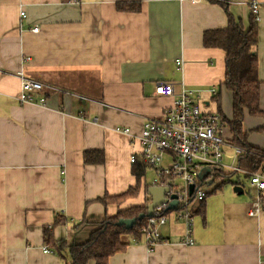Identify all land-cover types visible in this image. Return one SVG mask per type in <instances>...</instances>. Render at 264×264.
<instances>
[{
	"label": "crops",
	"instance_id": "crops-1",
	"mask_svg": "<svg viewBox=\"0 0 264 264\" xmlns=\"http://www.w3.org/2000/svg\"><path fill=\"white\" fill-rule=\"evenodd\" d=\"M227 1L0 0V264H65L43 242V227L56 217L65 224L53 229V242L80 244L104 217L146 208L149 168L136 197L118 206L100 200L136 186L132 171L143 164L130 163L140 151L135 136L144 119L161 118L172 104V98L150 96L157 84H171L175 95L199 90L209 112L218 113L219 94L221 115L231 118L232 94L221 85L225 53L202 45L205 31L226 27L223 5L247 29L249 0ZM255 1L264 112V0ZM122 3L138 4V11H118ZM23 78L44 85L34 93L43 104L17 100ZM263 122L244 116L252 147L264 146V132L255 131ZM222 135L231 139L225 126ZM84 152H101L102 164H84ZM244 190L240 180L193 206V245L181 243L182 223L168 214L157 228L160 243L151 250L133 243L108 264H264V191L261 213L249 217L256 196L251 189L248 199L241 197ZM200 206L201 223L195 221ZM62 255L68 261L66 248Z\"/></svg>",
	"mask_w": 264,
	"mask_h": 264
},
{
	"label": "built area",
	"instance_id": "built-area-1",
	"mask_svg": "<svg viewBox=\"0 0 264 264\" xmlns=\"http://www.w3.org/2000/svg\"><path fill=\"white\" fill-rule=\"evenodd\" d=\"M70 4H78L80 0H66ZM200 1V0H176ZM221 2L228 3L227 0ZM248 7L257 15L259 5L255 0L247 2ZM20 17L25 18L24 12ZM37 32V28H32ZM176 64L181 62L176 61ZM44 85L29 78L21 79L20 94L17 100L22 103H44V98H36L34 93L41 91ZM211 94L216 92L211 90ZM151 97L172 98V104L159 119L146 118L142 122L140 133L135 136L139 144L138 155L130 158V163L141 162L150 168L155 178L151 180L152 187H167L164 193L166 203L154 209V215L148 218V226L153 228L152 236L158 238L157 226L162 225L168 215L169 204L175 196L177 205L169 210V215L182 223V240L184 246L194 244L192 238L194 213L193 206L201 204L207 196L203 188L204 180L215 177L218 170L235 172L246 179L255 193V199L250 203L247 216L256 217L261 213L260 195L264 191V164L258 171H249L236 164L237 157L242 154L238 147L231 146L223 137L224 128L222 116L209 112L204 105L199 90L181 89L175 95L174 88L169 83L157 84ZM116 132L130 135L127 128H115ZM231 150V158L226 160V150ZM238 178L235 182H239ZM198 183H201L199 186ZM193 186L192 193L189 187ZM149 234V233H148ZM147 235L148 249L155 245ZM47 253V250H43Z\"/></svg>",
	"mask_w": 264,
	"mask_h": 264
},
{
	"label": "trees",
	"instance_id": "trees-1",
	"mask_svg": "<svg viewBox=\"0 0 264 264\" xmlns=\"http://www.w3.org/2000/svg\"><path fill=\"white\" fill-rule=\"evenodd\" d=\"M226 16V27L217 30L205 31L202 34V45L204 48L220 49L225 53V75L221 85L232 94V114L230 119L221 115L219 107V94L215 97L218 102V113L222 116L225 127L229 129L231 139L228 143L233 147L242 150V154L237 157L236 164L249 171H258L264 164V146L262 148L252 147L247 142L248 133L242 128V121L245 114L251 117L262 118L264 121V112L259 107V88L258 79V60L256 56V46L258 42V21L257 15L250 10L248 27L244 29L240 21L235 20L228 12L227 6L223 5ZM117 10L121 12H136L138 4L122 3L117 5ZM256 132H264L263 126L255 129ZM103 154L101 152H84L83 163L102 164ZM148 167L141 165L132 173L136 177V186L127 192L115 196H105L101 203L120 205L129 198L136 197L139 193V180L141 175L145 174ZM150 169V168H149ZM233 173L227 170H218L215 177L212 178L213 188L207 192V196L220 190L227 184H235L231 180ZM239 184V183H238ZM200 186L201 183H198ZM148 186L145 188V194ZM147 195V194H146ZM206 196V197H207ZM204 205L203 203L201 204ZM202 207L196 211V215L201 214ZM169 210L164 214L168 215ZM140 214H146L145 207H132L123 211H118L112 218L104 217L97 223L95 230L92 231L88 239L80 244L73 242L54 243L52 240V231L59 225H64L65 221L61 217H56L51 226L43 227V242L48 245L54 254L58 255L65 264H108L110 257L116 254H122L133 243L144 242L147 244L146 237L151 242L157 244L162 240L160 237L152 236L153 228L148 226V218L136 220L135 225L126 229L124 226H118L120 219H136ZM149 233V234H148ZM68 250V261L64 260L62 250Z\"/></svg>",
	"mask_w": 264,
	"mask_h": 264
},
{
	"label": "water",
	"instance_id": "water-1",
	"mask_svg": "<svg viewBox=\"0 0 264 264\" xmlns=\"http://www.w3.org/2000/svg\"><path fill=\"white\" fill-rule=\"evenodd\" d=\"M168 191L167 187H152L149 186L147 189V197H148V204L146 205V214H140L136 219H120L117 222L118 226H124L126 229L132 228L136 220H142L144 216L147 218H150L154 215V209L164 203H166V199L164 196V193ZM193 186L191 185L189 187V193H192ZM233 191L237 194H242V190L240 187H234ZM173 201L169 204L168 210H172L176 207L177 201L175 199V196H172Z\"/></svg>",
	"mask_w": 264,
	"mask_h": 264
},
{
	"label": "rangeland",
	"instance_id": "rangeland-1",
	"mask_svg": "<svg viewBox=\"0 0 264 264\" xmlns=\"http://www.w3.org/2000/svg\"><path fill=\"white\" fill-rule=\"evenodd\" d=\"M154 174V173H153ZM153 174H152V172H151V170H149V172H148V174H147V176H146V182H147V184H149L150 182H151V180L153 179V178H155V174H154V177H153ZM240 179L241 180V183L244 185V187H245V190H244V193H243V195H241V197H244V198H249L248 197V191L249 190H251V188H250V186H249V184L247 183V181H246V179L245 178H243L241 175H239V174H233L232 175V177H231V180H237V179ZM210 186H211V189L213 188V184H212V177H209V178H206L205 180H204V185H203V188L205 189V190H209V188H210ZM226 186H230V184L229 185H226ZM210 189V190H211ZM251 192H252V190H251ZM195 221L196 220H199V222L201 223V221H200V216L199 215H195ZM193 225H194V222H193ZM173 226V225H172Z\"/></svg>",
	"mask_w": 264,
	"mask_h": 264
},
{
	"label": "bare ground",
	"instance_id": "bare-ground-1",
	"mask_svg": "<svg viewBox=\"0 0 264 264\" xmlns=\"http://www.w3.org/2000/svg\"><path fill=\"white\" fill-rule=\"evenodd\" d=\"M39 92V91H38ZM232 173H234V174H238V173H235V172H232ZM261 193V192H260ZM161 206V205H160ZM160 206H158V207H160ZM157 208V207H156ZM165 223V222H164ZM163 223V224H164ZM159 226H161V225H159ZM159 226H157V228L159 227Z\"/></svg>",
	"mask_w": 264,
	"mask_h": 264
}]
</instances>
